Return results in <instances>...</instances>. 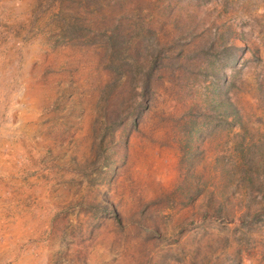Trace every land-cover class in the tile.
I'll list each match as a JSON object with an SVG mask.
<instances>
[{
    "label": "rangeland",
    "instance_id": "rangeland-1",
    "mask_svg": "<svg viewBox=\"0 0 264 264\" xmlns=\"http://www.w3.org/2000/svg\"><path fill=\"white\" fill-rule=\"evenodd\" d=\"M0 264H264V0H0Z\"/></svg>",
    "mask_w": 264,
    "mask_h": 264
}]
</instances>
